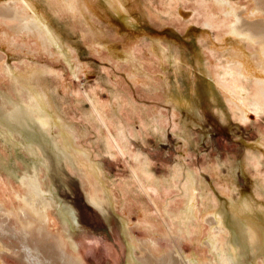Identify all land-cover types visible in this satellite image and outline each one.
Returning <instances> with one entry per match:
<instances>
[{
  "label": "rangeland",
  "instance_id": "rangeland-1",
  "mask_svg": "<svg viewBox=\"0 0 264 264\" xmlns=\"http://www.w3.org/2000/svg\"><path fill=\"white\" fill-rule=\"evenodd\" d=\"M8 1L0 0V6ZM31 1L57 41L47 49L40 34L23 28L30 10L22 9V1L15 5L23 18L0 12V184L26 191L22 178L42 180L54 217L85 264H151L136 242L148 236L140 224L144 204L137 203H152L134 166L150 162L153 176L177 181L179 187L190 166L212 193L221 195V210L235 231L231 242L241 248L235 264H262L264 212L257 208L264 211V205L255 198L260 190L255 192L251 184L260 181L264 194V115L239 120L213 80L210 61L224 65L236 41L233 36L225 43L220 40L227 31L224 9L214 0H72L76 10L71 12L58 0ZM232 2L244 16L254 6L252 0ZM29 81L39 85L37 92L53 96L57 112L75 133V151L67 153L72 142L59 127L47 133L30 115L19 117L36 96ZM89 94L100 98L115 127L112 133L121 134L123 149L106 144L107 128L97 119ZM180 97L191 103H176ZM78 149L88 152L105 175L101 207L90 200L81 180L84 174L75 163ZM175 165L181 169L178 177L170 175ZM216 172L234 184L231 200L218 189ZM179 187H171L172 197L183 195ZM240 196H249L244 218L231 215ZM239 221L259 225L260 239L251 243L245 232L237 233ZM159 244L160 254L172 251L164 238ZM183 245L189 254L191 244ZM212 264L222 263L214 259Z\"/></svg>",
  "mask_w": 264,
  "mask_h": 264
},
{
  "label": "bare ground",
  "instance_id": "bare-ground-1",
  "mask_svg": "<svg viewBox=\"0 0 264 264\" xmlns=\"http://www.w3.org/2000/svg\"><path fill=\"white\" fill-rule=\"evenodd\" d=\"M20 1L25 4L22 8L23 10H30V13L28 12L29 14H27L29 18H24L25 23L22 21L23 28L40 34L39 38H41L46 48H52L57 38L50 26H48L49 23H47L45 15L37 9L31 0ZM48 1L52 3L53 0ZM214 1L216 5L224 9V18L228 21L226 22L227 31L220 37V40L225 43L228 38H231L229 36H233L237 42L235 41L233 49L226 55L228 59L224 65L220 63L214 64V62L210 61V64L212 63L210 65L211 73L216 86L221 90L223 98L229 104L232 113L242 122H247L251 118H258L261 114L264 115V0H252L254 6L249 10V15L246 16L238 11L232 0ZM15 2L17 0H9L6 7L0 6L1 16L15 19L21 18V11L16 9ZM58 4L71 12L76 10L72 0H58ZM121 6L124 7L123 5ZM207 24L211 26L212 22L208 20ZM46 25L49 28H46ZM36 34L33 35L31 33L33 36ZM250 52L253 54H250ZM29 82L31 83V81ZM29 82L28 85L36 92V96L29 103L28 108L30 110L26 109L25 113H20V116H17L23 119L26 115H30L47 133L48 130L50 132L54 127H59L62 135L66 134L68 142H72L67 147V150L72 149L75 151L73 149L75 133L71 131L63 115L57 112L53 96L44 90L37 92L39 85L37 83H31V85ZM88 98H91L92 109L98 113L97 119L99 118V121L107 128V133L105 134L106 144L110 148L115 146L123 149L121 134H119L120 132L116 134V131L112 133L115 127H113V124L100 107L102 104L100 98L95 94H92V96L89 94ZM174 101L180 104L191 103V100L186 101L183 97H180V99L176 98ZM91 113L94 112L92 111ZM174 125L178 127L176 123ZM181 132L183 133V131ZM113 134H116L117 137H113ZM80 150L78 149V151ZM76 155L78 158L76 157L75 163H77L84 174L85 180H81L86 183L90 200L100 207L103 206V201H105L103 193L106 190L102 184V178L104 179L105 176L103 171L99 169V166L91 163L88 152L81 150V153L76 152ZM41 160L42 162L44 161L43 159ZM71 164L72 166L74 165L73 163ZM150 165V162L145 164L141 162L134 166L133 170L134 174L137 177L139 176L137 180L139 185L145 187V193L149 195L148 197L152 203V206L149 207L150 204L148 202L146 204L137 201V204H144L143 207H140L142 211V222L140 224L148 232L147 238L136 242L138 244L141 242L146 252V256L143 257L145 260H143L151 264H212L213 260L217 259L222 264H235L241 248L236 245V242V244L232 243L233 241L231 242V237L235 231L227 223V215L221 210V195H218L216 191V193H212L214 189L210 191L209 183H206L195 172L192 173L193 167L189 166L182 189V187L178 186L179 183L177 181L173 182L172 179H161L153 176ZM164 168L167 169L166 166ZM180 171V167L177 166L170 175L178 177L177 175H179ZM216 174L218 189L223 194H227L231 200L230 191L234 188V184L232 185L231 181L228 180L230 177L227 176L229 178L226 179V175L224 177L217 172ZM31 177L22 178L21 182L26 190H22L23 192L17 190L18 188L16 190H8L2 182L0 184V264H85L84 259L78 254L79 252H76L79 249L74 244L72 245V241L64 233V227L54 217L51 210L52 203L46 195L47 190L44 183L38 178ZM259 182L251 184L255 192L263 191H261L263 185ZM99 186L102 191L99 190ZM171 187L181 188L183 195H179L178 192L172 197L170 195L173 193ZM111 188L113 187L111 186ZM127 188H121V190H127ZM260 192L255 195V198L259 199V205L262 207L264 205V194H260ZM247 197H238L239 201H236V204L231 209L232 216L244 218L245 214L249 213V211L243 210V207L248 205L249 202V196ZM134 200L136 201L135 198L132 201ZM237 204L241 208H236ZM151 209H156L157 212H150ZM237 209L241 210L240 215H238L239 211L237 212ZM257 209H259V212H264L260 208ZM249 218L254 219L252 215ZM195 221H198V223H195ZM239 222L238 226L240 227L236 229L237 233L238 230L241 233L245 232L246 239L251 241V243H255L260 239L262 230L259 225H255L254 221ZM159 238H164L170 244L172 243L171 252L168 251L167 254L158 252L161 246ZM185 242L191 244L192 251L189 254L184 250L185 246L183 243ZM156 250L159 254L156 253ZM261 263L264 264V260Z\"/></svg>",
  "mask_w": 264,
  "mask_h": 264
},
{
  "label": "flooded vegetation",
  "instance_id": "flooded-vegetation-1",
  "mask_svg": "<svg viewBox=\"0 0 264 264\" xmlns=\"http://www.w3.org/2000/svg\"><path fill=\"white\" fill-rule=\"evenodd\" d=\"M73 201V200H72ZM79 219L81 220V217H80V215H79ZM81 221H83V220H81ZM89 227L91 228V225H89Z\"/></svg>",
  "mask_w": 264,
  "mask_h": 264
}]
</instances>
